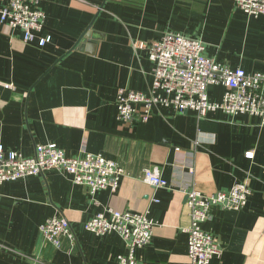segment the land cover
Returning <instances> with one entry per match:
<instances>
[{
  "label": "crops",
  "instance_id": "1",
  "mask_svg": "<svg viewBox=\"0 0 264 264\" xmlns=\"http://www.w3.org/2000/svg\"><path fill=\"white\" fill-rule=\"evenodd\" d=\"M1 8V5H0ZM44 22L32 42L0 23V145L30 157L55 145L66 157L101 155L125 172L116 192L94 197L57 170L0 185V264H119L127 248L117 233L95 235L85 224L113 209L153 221L147 264H191L185 191L210 195L246 182L239 210H212L203 230L221 255L209 264H264V125L259 117L177 113L156 107L146 123L117 118V90L148 93V45L167 32L200 38L205 55L230 69L264 73V16L227 0H39ZM50 38L43 47L42 38ZM224 88H208L220 101ZM253 152L249 158L247 153ZM155 167L166 188L144 183ZM54 216L70 225L74 244L48 243L40 226Z\"/></svg>",
  "mask_w": 264,
  "mask_h": 264
},
{
  "label": "built area",
  "instance_id": "2",
  "mask_svg": "<svg viewBox=\"0 0 264 264\" xmlns=\"http://www.w3.org/2000/svg\"><path fill=\"white\" fill-rule=\"evenodd\" d=\"M235 8L252 17L264 16V0H227ZM0 23L23 33L25 43L32 42L44 22L39 0H0ZM50 38L39 40L40 47ZM206 46L200 38L167 32L148 45L147 57L153 64L152 83L148 93L118 89L117 118L133 125L146 123L156 107L171 108L177 113L194 112L198 117L208 112L222 111L229 115L259 117L264 125V73H247L205 55ZM222 86L220 101L208 99V88ZM249 158L253 152L247 153ZM57 170L85 188L91 197L101 190L116 192L124 170L114 161L101 155L83 153L81 157H66L55 145H36L30 157L0 145V185L6 182L38 176L44 171ZM141 180L154 189L166 188L155 167L147 168ZM189 212L187 256L191 264H209L219 257L222 248L217 239L205 232L203 224L215 208L242 209L251 190L246 182L236 183L228 190L206 195L191 187L185 191ZM1 198V196H0ZM85 230L95 235L117 233L125 242L127 253L118 256L119 264H147L134 257V251L145 248L151 241L154 223L147 213L120 212L106 209L85 224ZM43 238L60 249L61 239L74 244L69 223L62 217L48 218L39 228Z\"/></svg>",
  "mask_w": 264,
  "mask_h": 264
}]
</instances>
